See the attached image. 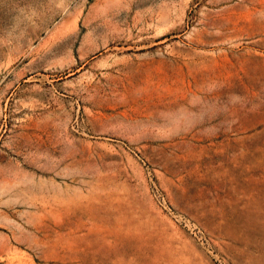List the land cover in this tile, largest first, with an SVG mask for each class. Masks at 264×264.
Segmentation results:
<instances>
[{
  "label": "rangeland",
  "instance_id": "obj_1",
  "mask_svg": "<svg viewBox=\"0 0 264 264\" xmlns=\"http://www.w3.org/2000/svg\"><path fill=\"white\" fill-rule=\"evenodd\" d=\"M0 264H264V0H0Z\"/></svg>",
  "mask_w": 264,
  "mask_h": 264
}]
</instances>
